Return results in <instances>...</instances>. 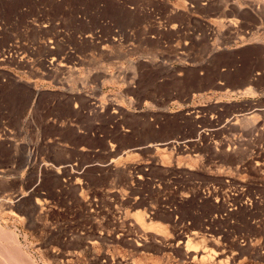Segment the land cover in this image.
<instances>
[{
  "label": "rangeland",
  "instance_id": "1",
  "mask_svg": "<svg viewBox=\"0 0 264 264\" xmlns=\"http://www.w3.org/2000/svg\"><path fill=\"white\" fill-rule=\"evenodd\" d=\"M209 1L0 0V244L264 264V0Z\"/></svg>",
  "mask_w": 264,
  "mask_h": 264
},
{
  "label": "bare ground",
  "instance_id": "2",
  "mask_svg": "<svg viewBox=\"0 0 264 264\" xmlns=\"http://www.w3.org/2000/svg\"><path fill=\"white\" fill-rule=\"evenodd\" d=\"M197 1H199V0H197ZM210 1L213 2L212 0H210ZM210 1H209V2H210ZM262 1H263V0H262ZM263 3H264V2H263ZM261 4H262V3H259L260 6H261ZM143 217H144L143 214H138V220H137V218H136L137 222L140 220V222L142 223L143 220H144ZM142 219H143V220H142ZM141 220H142V221H141ZM138 223H139V222H138ZM147 223H148V222H147ZM145 225H147V224H145ZM151 225H153V224H151ZM143 226H144V225H143ZM146 228H147V227H146ZM150 228H152V227H150ZM158 228H159V227H158ZM159 229H161V228H159ZM145 231H147V229H146ZM3 237L6 238L9 242H12V243H11L12 245L14 244V246H15V245L17 244V240H18L17 237H16L13 233H11V232H10V233H5V230L2 229L1 226H0V239L3 238ZM1 243H2V241H1ZM3 245H4V244H3ZM3 245L0 244V259L3 261V263L1 262L2 264H35V263H34L35 261L32 260L31 258H30V259H31V260H30V259H29V256L26 255L28 258H26V257L24 258V255H25V254L22 253V252L20 253L21 250H19V249H20L19 247H18V248H19V249H18L19 251H18L17 249L14 248L15 251L18 252V253H15L14 250H12V249H10V248H7L9 245H8L7 247H6V246H3ZM141 246H142V245H141ZM194 246H195V245H194ZM186 247H188V248L186 249V252H185L184 254H186V256H189V258L192 257V258H194V259H199V260H200V259H203V260L208 259V257H207L208 255L206 256V257H207L206 259L204 258V256H205V251H204V255L202 254L203 252H202V253L200 252V253L203 255V256H202V255L200 256V253L197 251L196 248H194V249H195V250H194V249H191V247H189L188 245H187ZM198 250H199V249H198ZM23 252H24V251H23ZM193 252H194V253H193ZM23 254H24V255H23ZM216 255H218V254H216ZM216 255H215V256H216ZM212 256H213V255H212ZM213 257H214V256H213ZM187 258H188V257H187ZM210 258L212 259V257H210ZM28 259H29V260H28ZM211 259H210V260H211ZM215 259H216V258H215ZM215 259H214V260H215ZM1 260H0V261H1ZM208 260H209V259H208ZM208 260H206V261H208ZM212 260H213V259H212ZM212 260H211V261H212ZM214 260H213V261H214ZM209 262H210V261H209ZM1 263H0V264H1ZM211 263H212V262H211Z\"/></svg>",
  "mask_w": 264,
  "mask_h": 264
}]
</instances>
